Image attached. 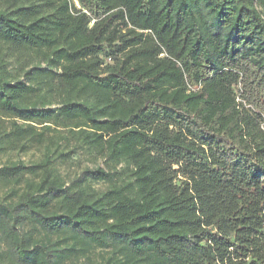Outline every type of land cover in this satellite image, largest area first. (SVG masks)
I'll list each match as a JSON object with an SVG mask.
<instances>
[{"label": "trees", "instance_id": "16d2710c", "mask_svg": "<svg viewBox=\"0 0 264 264\" xmlns=\"http://www.w3.org/2000/svg\"><path fill=\"white\" fill-rule=\"evenodd\" d=\"M263 122L264 0H0V259L264 264Z\"/></svg>", "mask_w": 264, "mask_h": 264}, {"label": "rangeland", "instance_id": "374dc122", "mask_svg": "<svg viewBox=\"0 0 264 264\" xmlns=\"http://www.w3.org/2000/svg\"><path fill=\"white\" fill-rule=\"evenodd\" d=\"M33 57V55H32ZM31 57V58H32ZM29 61V59H28ZM15 67V66H14ZM8 123V122H6ZM40 158V154L35 151H31L28 153L18 154V153H9L0 155V167L17 162H23L25 164H30L32 162L37 161ZM97 165L95 160L89 156L78 154L74 155L67 163L60 167L61 176L66 180L67 183L72 181L79 173H81L85 169H92ZM25 180L15 183L12 182H4L0 180V200L8 199L13 191L23 189L25 184ZM94 188L103 189V184H94ZM22 232L26 234L29 238H32L33 241H43L46 243H58L61 239L57 236H47L46 233L42 231L34 230L32 227H25ZM61 249V244L58 245ZM77 250H81V246L76 247ZM5 252V248L0 246V253ZM110 257V252L106 250L100 249H91L85 255L78 252L76 255H71L63 261V264H98L103 262L105 259ZM0 264H12L7 255H4L2 259H0Z\"/></svg>", "mask_w": 264, "mask_h": 264}, {"label": "built area", "instance_id": "2783aa9c", "mask_svg": "<svg viewBox=\"0 0 264 264\" xmlns=\"http://www.w3.org/2000/svg\"><path fill=\"white\" fill-rule=\"evenodd\" d=\"M261 130L264 132V122L263 123H261Z\"/></svg>", "mask_w": 264, "mask_h": 264}]
</instances>
